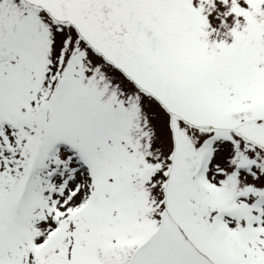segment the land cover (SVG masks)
I'll return each instance as SVG.
<instances>
[{"label":"snow or ice","instance_id":"1","mask_svg":"<svg viewBox=\"0 0 264 264\" xmlns=\"http://www.w3.org/2000/svg\"><path fill=\"white\" fill-rule=\"evenodd\" d=\"M0 264H264V0H0Z\"/></svg>","mask_w":264,"mask_h":264}]
</instances>
